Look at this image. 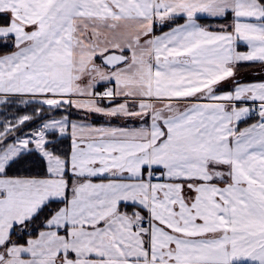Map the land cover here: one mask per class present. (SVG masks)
I'll return each mask as SVG.
<instances>
[{"label": "snow or ice", "instance_id": "1", "mask_svg": "<svg viewBox=\"0 0 264 264\" xmlns=\"http://www.w3.org/2000/svg\"><path fill=\"white\" fill-rule=\"evenodd\" d=\"M0 264H264V0H0Z\"/></svg>", "mask_w": 264, "mask_h": 264}]
</instances>
